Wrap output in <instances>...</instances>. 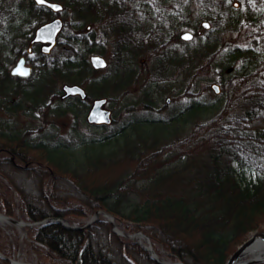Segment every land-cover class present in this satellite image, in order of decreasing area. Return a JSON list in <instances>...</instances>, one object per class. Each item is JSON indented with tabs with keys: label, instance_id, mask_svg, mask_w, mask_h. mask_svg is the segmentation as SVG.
<instances>
[{
	"label": "trees",
	"instance_id": "1",
	"mask_svg": "<svg viewBox=\"0 0 264 264\" xmlns=\"http://www.w3.org/2000/svg\"><path fill=\"white\" fill-rule=\"evenodd\" d=\"M52 1L71 9L80 28L92 22L96 15L112 19L117 35L113 40L122 45L119 51H124L114 57L116 87H122L125 80L142 78L145 82L164 83L148 84V91H143L150 111L155 109L150 102L152 94L166 93L170 85L166 84L170 80L168 74L173 68L186 65L190 73L196 66H215L222 52L220 34L237 31L244 23L255 27L248 36V47H235L227 57L233 61L245 60L247 64L253 62V68L225 79L227 65L220 64L221 88L226 96L223 109L197 125L188 136L169 141L149 155L132 157L138 159L135 170L114 190L91 186L79 171L57 164L42 146L27 140L31 131L13 139L0 135V211L16 217L17 198L19 213L28 222L65 219L81 225L83 219L106 211L119 222L121 218L130 220L123 224L127 232L145 233L169 253L172 261L225 264L251 232L264 231V22L237 10L223 11L220 0H176L175 13L167 15L169 27L194 28L189 19L194 7L200 15L198 21L204 19L211 24L204 35H197L188 54H178L173 53L168 47L170 43L162 40L156 28L147 27L138 41L129 39L121 21L123 8L118 4L104 7L95 5V0ZM237 1L241 9L248 6L246 0ZM162 7L156 6L157 14L163 19ZM95 10L106 13L94 14ZM74 26L67 22V27ZM143 54L151 64L139 72L134 64ZM53 56L54 61L49 64L50 81H73L74 71L78 67L85 71L89 65L87 59L76 57L73 50L70 53L57 48ZM86 85L90 90H98ZM105 89L104 92L100 89L101 96L121 102L124 96L114 98L116 89ZM50 99L54 103L57 95H50ZM162 121L144 118L136 123ZM247 173L254 178H248ZM147 176L150 181L137 191L142 202H137L127 216L113 199L125 196L129 182ZM27 234L29 245L37 255L41 257L47 251L44 254L47 259H41V263L160 264L140 244L115 233L112 223L104 217L85 229L48 223L28 227ZM11 249L0 227V251L11 256ZM0 264L10 263L0 258Z\"/></svg>",
	"mask_w": 264,
	"mask_h": 264
},
{
	"label": "rangeland",
	"instance_id": "2",
	"mask_svg": "<svg viewBox=\"0 0 264 264\" xmlns=\"http://www.w3.org/2000/svg\"><path fill=\"white\" fill-rule=\"evenodd\" d=\"M95 1L97 2V0ZM104 1L115 2L113 0ZM123 1L127 2L129 4L128 6L131 8H135L136 14L140 18V27L143 28L144 32L147 27L156 28L157 33L162 36V40L170 43L168 47H170L173 53H187L188 50L194 47L192 43L194 40H197V35H204L205 31L211 27L210 22L204 19L200 22L198 21L200 15L195 7L192 9V14L189 18L194 28H189L185 25L169 27L167 15L174 12L173 9H175L176 0ZM246 1H248V6L242 7V9L240 2L238 8L233 7V3L238 2L237 0L230 2L220 0L219 3L223 11L232 12L237 10L242 14L253 15L259 21L264 22V0ZM116 2H118V0H116ZM152 2L161 7L162 5L165 6L162 7L163 19L157 14L158 10L153 6L155 4ZM29 4L30 0H0V32L4 33V36L9 38V36L20 34L22 35V40L26 39L30 31L34 30L35 26H37V22L44 21V17L41 19L39 15H27V12H31ZM119 6L123 8V10L126 9L123 4ZM64 15L66 20L72 23L74 22L68 9L64 12ZM183 19L180 20L182 21ZM91 21H93V18ZM73 24L76 25L77 22ZM159 25L161 26L159 27ZM254 31L255 27L253 25L244 23L237 31L220 34L219 40L220 46L222 45V52L220 53V57L216 60V65L211 68L205 67V65L202 68L196 66L190 73L186 65L175 69L173 68L168 74L170 75V80H168L166 84L170 85L166 93H163L161 96L154 93L150 98L151 100L148 98L151 104L155 106V109L151 111L147 109V103H145L143 98V91H148V84H153L152 81L145 82L143 78L139 81L132 82L125 80V84H123L122 87H116V80H118V77L115 76L117 59H114L116 54H113L112 46H116V44L119 43H116L112 39L113 44L108 45L110 49L107 47L106 54H102V57L108 62V67L99 72L96 76V80H102L103 77H106L110 84H89L95 86L98 89L97 91L90 90L86 85L87 83H85L86 86L84 84H78L84 89L88 88L89 93L97 95L94 97L108 98L109 102L106 108L113 112L114 123L112 125L103 129L91 126L86 119L89 111V107H87L86 104L74 100L59 99L58 96L65 82L53 84L51 88H48V91L44 86L46 84H35L30 88V91L24 94L22 93L20 97H17L15 93L10 94V92L5 90V86L0 89V135L5 138L13 139L31 131L33 132V136L29 141L37 143L40 146L43 144H40V142L44 141L42 147L46 150L47 156L54 159L57 164L65 169L79 171V173L85 176V181L91 186L97 188L107 187L114 190L115 186H117L121 180L127 178L128 175L135 170L138 159H132V157L149 155L169 141L182 139L188 136L197 125L210 120L223 109L226 96L222 93V88L220 94H216L211 88L213 84H218L221 87L222 75L220 74L221 68L219 65H227L224 73L225 79L237 73L251 71L253 62L247 64L245 60L233 61L227 57V54L235 47H248V36ZM185 32L193 33L194 39L191 41L182 40L181 35ZM73 33L75 32L72 27L66 26L62 35L64 37L71 36ZM3 41L5 42V40L0 38V44ZM4 42L2 44H4ZM2 44L0 49L5 48V45ZM70 46L71 45L68 47ZM64 51L69 52L66 50ZM81 52L82 54L79 58L87 59L88 61L90 55L85 54L83 51ZM50 58L52 59L54 56L51 55ZM256 59L257 58H255V60ZM150 64L151 62L147 60L146 56L143 54V56H140L137 62H135L134 66L136 70L140 72L143 68L150 66ZM91 74L92 70L87 75L85 73L81 74L80 79H87L89 77L88 75ZM84 80H82V82ZM114 84L115 88H113ZM154 84L164 83L156 82ZM105 88L116 89L114 98L124 96L121 102L110 100L108 96H101L99 94L101 92L100 89L104 92V90H106ZM150 90H152V88H150ZM50 95H57V100L54 103H51ZM168 98L171 99L170 103H167ZM146 102L148 101L146 100ZM49 104H51L50 108H48ZM43 105H46L47 108H42L41 106ZM161 109H163V111H161ZM144 118L163 121L155 123H136L139 119ZM114 132H117L116 136L108 139ZM37 152L38 151H34L33 153L36 154ZM176 164L178 163H174L173 165ZM246 176L248 178H254L250 173H247ZM149 181V176L133 180L126 185L127 188L129 187V190L125 191V193H127L123 198L120 200L113 199V201L118 202L124 214L129 216L135 204L140 201L142 202V198L138 195L137 191ZM15 203L17 210L16 217L8 216L1 211L0 215L10 217L21 223H40L24 220L19 213V199L16 198ZM93 216H90L88 219H83L82 225L78 221L70 222L65 219L62 220L68 221L74 225L83 226L89 222ZM101 217L107 219L104 214H101L99 219ZM121 219L120 222L115 219V222L120 228L127 232L123 224L130 223V220L125 218ZM39 226L43 225L21 226L10 222L3 224L0 221V227L3 230L4 236L11 244L12 253L11 256H8L0 252L19 263L48 264V262L41 263V259H47L44 255L47 251H44L40 257L29 245L30 240L28 238L27 228ZM127 233L136 235L139 232L134 234ZM256 233L258 232H251L246 237L245 241ZM261 233H264V231ZM121 237L127 240L140 242L135 238ZM152 243L154 249L162 258V261L164 260L172 263L181 262L172 261L169 253L165 251L162 246L155 244L153 241ZM241 245H239L237 249ZM147 252L150 254L149 251ZM3 259L11 264L8 259ZM258 264H264V262Z\"/></svg>",
	"mask_w": 264,
	"mask_h": 264
},
{
	"label": "flooded vegetation",
	"instance_id": "3",
	"mask_svg": "<svg viewBox=\"0 0 264 264\" xmlns=\"http://www.w3.org/2000/svg\"><path fill=\"white\" fill-rule=\"evenodd\" d=\"M51 2H55L52 0H49ZM59 3V2H58ZM154 3V2H152ZM62 4V3H61ZM124 5L125 10H122L124 13V16L122 17V22L124 24L123 30L126 32L128 35L129 39H133L135 41H138L140 37L144 35V30L142 27H140V18L136 14L135 8H131L128 6L129 4L125 1L123 2H96L95 5L99 6H109V5ZM155 4V3H154ZM30 7H31V12H27V15H39V18L41 19L44 17V21H39L37 22V26H35L34 30L30 31L29 36L26 39L22 40V35H14V36H9L7 38L4 36V33L0 32V38L2 40H5L4 44L5 48L0 49V89L6 86V89L10 94L15 93L17 94V97H20V95L25 92L30 91L31 87L34 86L35 84H46L45 89L49 88V84H110L107 81L106 77H103L102 80H96L97 75L99 72L105 70L104 69H99L96 70L91 64L90 58L95 55L102 56V54H106V48L108 47L109 44H113L112 39L117 37L115 35V27L111 25L112 19L109 17H99L98 15L93 17V21L87 23V25H84L82 28H80L77 24L72 27L75 33L71 36H63V31L65 27L67 26V22L69 20H66V17L64 15V12L68 9V12H70L71 16L73 17V20L75 22H78L79 20L76 18V16L73 15V11L69 9L67 6L63 5V9L59 13H55L52 9H50L47 6L44 5H39L36 3L35 0H30ZM156 8V4L153 5ZM101 13H106L104 10H95L94 14H101ZM57 17H61L64 21V28L62 32L60 33L58 37V42L56 47L51 51V53H48L45 51V48L49 46L48 42H33L36 31L37 29L45 24L48 23L52 20H54ZM21 38V39H20ZM20 39V40H19ZM138 43V42H137ZM137 43H133L136 45ZM0 44V46H1ZM73 44V47H68L69 45ZM113 47V54H118V53H124V51H119V47H122L120 44H116V46ZM57 48H61L62 50H66L71 52L73 50L74 54L76 57L79 58V56L82 54L81 51L85 52V54H89L90 58L88 60L89 65L88 68L83 71L81 68H77V70L74 71L75 75L73 77L74 80H80L81 74H88L92 70V74L88 75L89 77L85 79L83 82H74L71 81H61V80H54L50 81L49 80V64L50 62L54 61V58H50L51 55L55 52ZM109 48V47H108ZM110 49V48H109ZM138 51V50H137ZM139 52V51H138ZM63 60V59H62ZM20 61H23L24 67L29 68V74L28 76H23L22 73H16L13 74V70L18 66ZM91 69H90V68ZM25 70V69H24ZM20 72H26L25 71H20ZM78 77V78H77ZM156 83V82H154ZM153 83V84H154ZM5 84V85H3ZM133 84V83H132ZM3 85V86H2ZM87 93H88V98L85 100H82L80 96H71L67 98H63L64 92L63 90L60 91L59 94V99L63 100H74L78 101L80 103L86 104L87 107H89V111L91 109L93 100L96 99L97 95H94L93 93L88 92V88H85ZM47 95V94H46ZM42 108H47L46 105L41 106ZM88 111V113H89ZM113 113V112H112ZM88 115V114H87ZM114 116V115H113ZM87 119V118H86ZM89 124V123H88ZM91 126H96L98 128H107L108 126L104 125H94V124H89ZM36 133V131H35ZM25 135V134H24ZM33 136L32 134L28 135L27 140H30V138ZM41 144H44V141L40 142ZM42 144V146H43Z\"/></svg>",
	"mask_w": 264,
	"mask_h": 264
},
{
	"label": "water",
	"instance_id": "4",
	"mask_svg": "<svg viewBox=\"0 0 264 264\" xmlns=\"http://www.w3.org/2000/svg\"><path fill=\"white\" fill-rule=\"evenodd\" d=\"M37 4L39 5H44L49 7L50 9H52L54 12L58 13L63 9V5L57 2H50L48 0H35ZM240 6L239 2H234L233 3V7L234 8H238ZM64 28V21L62 18L57 17L56 19L45 23L43 25H41L37 31H36V35L35 38L33 40V42H48L49 46L47 47V49L45 48V51L48 53H51V51L56 47L57 42H58V37L60 35V33L62 32ZM187 37V38H186ZM182 40L184 41H191L194 39V34L191 32H185L184 34L181 35ZM91 64L94 67V69L99 70V69H104L107 67L108 63L106 61V59L102 56L99 55H95L92 56L90 58ZM26 72H20V71H25ZM29 72V68L24 67V63L23 61H20V63L18 64V66L13 70V74L16 73H22L23 76H28ZM212 90L216 93V94H220L221 92V87L218 84H213L211 86ZM63 92H64V96L63 98H67V97H71V96H80V98L82 100H85L88 98V93L86 91V89H84L82 86L78 85V84H65L62 88ZM109 102L108 98H97L93 100L91 109L88 113L87 116V122L89 124H95V125H112L114 122V117H113V113L110 109L106 108L107 103ZM171 99L168 98L167 99V103H170ZM101 214H104V216L113 224L114 226V231L121 236H124L120 231L117 230V228L115 227V219L116 217L113 216L112 214L106 212V211H99L97 212L91 219L89 222H87L85 225L83 226H79V225H74L69 223L68 221L62 220V219H48L45 220L43 222L40 223H21L15 219H12L10 217L4 216V215H0L1 217L10 220V223H15L18 225H23V226H34V225H45L48 223H59L62 224L64 227L68 228V229H85L87 227H89L91 224H93L94 222H96L99 219V216ZM138 234L143 235L144 237H146L147 239L150 240V238L145 235L142 232H139ZM136 234V235H138ZM136 235H129L127 238H131L134 239ZM125 237V236H124ZM138 242V241H137ZM139 244L142 245V247L144 249H146L147 251L150 252L152 258L154 260H156L158 263L160 264H184L182 262H177V263H172V262H166V261H162L160 260L158 257H156L155 255H153L151 253V251L145 247L141 242H138ZM258 247H264V233L258 232L255 235H253L251 238H249L247 241H245L231 256L230 258L226 261L225 264H258V263H262L264 261H262L261 259H256V258H252L249 260H245L243 259V256L251 249L253 248H258ZM0 257L6 258L8 259L11 264H15L14 259L6 257L5 255H3L0 252ZM19 264V262H17ZM20 264H25V263H20Z\"/></svg>",
	"mask_w": 264,
	"mask_h": 264
},
{
	"label": "bare ground",
	"instance_id": "5",
	"mask_svg": "<svg viewBox=\"0 0 264 264\" xmlns=\"http://www.w3.org/2000/svg\"><path fill=\"white\" fill-rule=\"evenodd\" d=\"M0 221L3 224H6V222H10V220H7L3 217L0 216ZM115 227L117 228L118 231H120L125 237H128L130 234H128L127 232H125L122 228H120L117 223L115 222ZM135 239L139 240L145 247H147L151 253L153 255H155L156 257H158L160 260L162 259L159 254L156 252V250L154 249L153 243L151 240L147 239L146 237H144L141 234H138L135 236ZM252 258H256V259H261L262 261H264V247H258V248H253L251 250H249L244 256L243 259L245 260H249ZM164 261V260H163ZM15 264H18L17 262H15ZM20 264V263H19Z\"/></svg>",
	"mask_w": 264,
	"mask_h": 264
},
{
	"label": "snow or ice",
	"instance_id": "6",
	"mask_svg": "<svg viewBox=\"0 0 264 264\" xmlns=\"http://www.w3.org/2000/svg\"><path fill=\"white\" fill-rule=\"evenodd\" d=\"M187 38V37H186Z\"/></svg>",
	"mask_w": 264,
	"mask_h": 264
}]
</instances>
